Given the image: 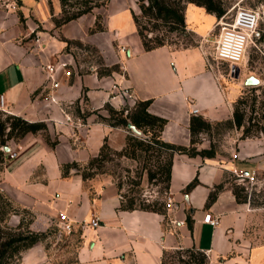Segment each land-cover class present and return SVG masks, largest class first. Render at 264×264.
<instances>
[{"label": "crops", "instance_id": "0c3cea01", "mask_svg": "<svg viewBox=\"0 0 264 264\" xmlns=\"http://www.w3.org/2000/svg\"><path fill=\"white\" fill-rule=\"evenodd\" d=\"M20 1L19 7L6 1L0 4V94L7 113L44 121L48 132L58 135V142L50 146L39 133L22 136L16 143L21 147L18 155L4 167L0 190L33 210L42 227L56 208L63 210L72 221L71 230L80 232L75 254L80 264H160L164 250L178 247L204 252L208 264H264V242L249 234L253 229L264 235L260 208L237 201L226 181L232 169L244 178L257 176L264 181V137L240 139L230 157L175 153L165 215L118 209L121 196L109 176L100 174L87 181L78 174L65 180L60 176L61 164L84 163L98 153L104 139L114 150L125 143L126 131L95 118V113L81 123L68 119L69 112L64 109L76 100L81 112L86 108L101 113L106 103L120 107L150 99L148 111L166 119L161 138L188 146L190 117L199 115L210 123L230 119L248 76L239 70L235 76L231 70V78H227L211 64L201 45L144 50L130 10L118 2L113 8L115 0L104 18L105 29L91 36L92 13L55 28L53 18L61 11L59 0ZM192 12L202 14L204 20L210 17L205 18L200 6L186 8L185 22L203 34L209 23L198 28L187 18ZM31 32L37 42L32 45L22 40ZM56 35L94 43L106 54L107 63H118L122 70L99 76L90 67L82 73L75 70L69 78L64 65L73 66L72 56L62 52L65 41ZM47 66L54 70L48 71ZM118 89L127 92L118 94ZM193 108L197 109L194 113ZM193 179L196 184L184 192ZM220 183L214 201L206 205L210 191ZM207 212L218 218L216 226L203 221ZM187 214L192 219L190 227L185 222ZM92 216L99 218L97 227L81 225ZM17 222V216L8 219L9 224ZM43 253L36 243L22 253L20 264H38Z\"/></svg>", "mask_w": 264, "mask_h": 264}, {"label": "trees", "instance_id": "16d2710c", "mask_svg": "<svg viewBox=\"0 0 264 264\" xmlns=\"http://www.w3.org/2000/svg\"><path fill=\"white\" fill-rule=\"evenodd\" d=\"M107 0H59L61 11L57 17L53 18L55 28L77 19L78 17L91 13L94 8L106 3ZM187 1L196 6H202L206 12L220 17L223 9L214 0H137L139 13H131L132 20L136 27L137 34L140 38L144 50L148 51L156 47L166 45L164 38L161 36H147L145 31L153 32V27L158 28V24L167 25L168 31L184 30V2ZM18 5L21 4L17 0ZM21 18V14L19 13ZM141 19H146L147 23H151L150 27L142 24ZM104 24L101 16L97 15L93 26L89 28V33L103 31ZM264 43V34L259 39ZM119 66H113L105 71H98L99 76L109 75L113 71H118ZM86 100V97L83 98ZM150 99L137 100L134 106L127 108L125 106L114 108L106 103L103 107L107 111V115H102L97 111L81 112L78 107V100L75 104V116L84 121L86 116L95 113L97 119L104 121L112 127H121L128 131L125 136V143L120 150L111 149L106 139H104L98 153L91 156L84 170L80 171L82 179L93 177L96 171L100 169L103 162L110 159V156L126 157L130 159L143 158L149 167L144 166L148 180L156 179L163 184L164 191L167 192L170 180V170L172 165V157L175 153L187 154L189 156L201 155L202 157H213L214 150L212 147L196 149L194 146L197 142L196 136L200 133L208 132L212 128V123L203 119L199 115H192L189 120L190 144L188 146L180 145L165 141L161 138V131L166 123V119L148 111ZM255 100L250 107V113L246 109V99L241 96L234 101L232 114L230 119L216 122L217 124L225 123L229 128L241 129L242 137L255 136L264 133V106L260 107L259 117L252 115ZM264 103V100H262ZM5 118L0 121V146H5L8 139L18 140L26 133L43 132L44 139L50 146H54L56 141H49L47 126L44 121H28L19 115L9 114L4 111ZM131 124L140 131V134L132 132L127 126ZM2 161V159H0ZM76 169L79 172L78 164L75 161L63 163L61 165V176L68 175L70 169ZM197 180L193 179L189 182L184 192H187L196 184ZM222 183L216 185L208 195L207 204L213 202L217 192L222 188ZM119 188V185H117ZM243 187H232L233 194L237 201L248 202L264 206V197L262 201H254L246 198L243 193ZM121 200L118 209L121 210H147L160 214H166V206L158 201H139L133 196H125L120 194ZM23 211L29 213L28 209ZM19 214L11 199L4 193L0 192V264H13L19 262L24 251L32 247L34 244L42 241L48 232L35 231L30 228L32 216L25 219L20 215L16 225L6 223L9 215ZM191 216L186 215L185 222L188 227L191 226ZM66 264H80L75 259ZM160 264H207V256L204 252L194 247H178L172 250H164L161 254Z\"/></svg>", "mask_w": 264, "mask_h": 264}, {"label": "rangeland", "instance_id": "374dc122", "mask_svg": "<svg viewBox=\"0 0 264 264\" xmlns=\"http://www.w3.org/2000/svg\"><path fill=\"white\" fill-rule=\"evenodd\" d=\"M10 3L11 6L19 7L17 0H0V4L3 2ZM216 3L220 5L223 9V14L225 17L223 20H227V17L231 15L237 8H252L257 9L263 14V18L260 22V27L262 33L264 34V0H214ZM21 2V1H20ZM118 2L120 5H126L130 10V13H139V7L137 0H115L112 3V0H107L105 4L96 7L91 12L95 18L97 15L101 16V21H104V18L108 16V13L111 9L110 5L112 3V7L114 8L115 3ZM117 4V3H116ZM114 5V6H113ZM194 4L189 3L187 1L184 2V14L186 8L188 6H192ZM196 6V5H195ZM202 7V6H200ZM204 12L205 18L210 17L204 20L202 18V14L197 12H192L190 16L189 13L187 14L188 20L196 25L198 28L203 27L209 23V26L206 28L205 32L199 34L196 29H194L193 25L187 24L185 22V29L184 30H176V31H168L167 25L158 24V28L153 27V32L145 31L147 36H161L164 38L166 45H170L175 48L187 47V46H194V45H201L204 51H206L209 60L213 66H215L218 70H220L227 78H231V70L229 64L219 61L215 58L214 55V46L215 40L219 33L220 25L218 24L219 18L216 17L212 13L206 12L205 8L202 7ZM210 15V16H209ZM132 17V16H131ZM185 19V18H184ZM207 21V22H206ZM142 24H146L147 27L151 26V23H147L146 19H141ZM40 29V28H39ZM52 32V31H50ZM88 34L94 35L93 33ZM57 38H61L65 41V48H63L62 52L69 53L72 56V65H64L65 68L68 70L69 78L73 75L74 71L76 70L78 73L89 71L90 67H93L96 71H105L106 69L119 66L118 63H107L106 62V54L102 53L94 43L85 42L78 39L69 40L65 39L62 35H56ZM23 41L31 42V45L36 42V34L35 32L29 33L26 38L22 39ZM118 51L120 48H117ZM74 67V68H73ZM240 74L245 76H254L258 79V84L256 85H242L241 92L236 100L243 96L246 99V109H248V114L250 113V107H252V102L255 100L254 109L255 111L252 112V115L259 117L260 114V107L264 103V43L260 41H256L255 43H251L248 45L245 56L241 63L236 66ZM122 70L119 66L118 71ZM235 73V69H233ZM233 77V76H232ZM234 78V77H233ZM235 100V101H236ZM135 100L132 104H124L120 107H127L131 108L134 106ZM234 104V103H233ZM113 107V106H112ZM114 107V108H120ZM64 110L69 112L68 119L76 122H82V120L75 119V104L72 103L70 107L65 108ZM84 111H87L84 108ZM102 115H107V111L104 109L101 111ZM5 113L0 112V121L5 118ZM96 118V116H95ZM231 118V117H230ZM70 120V121H71ZM121 128V127H120ZM124 129V128H122ZM126 131V134L128 131ZM48 132V130H47ZM44 138L43 132H40ZM49 141H56L58 142V135L56 133L48 132ZM256 137H264V133H260L257 135L249 136V137H242L241 129H236L234 127L229 128L227 124L221 123L217 124L216 122L212 123V128L208 132L200 133L196 136L197 142L195 143L196 149H203L212 147L215 154H219L224 157H230L233 155L234 151L236 150V143L240 139H255ZM14 139H8L5 141V146H0V177L2 176L4 167L6 163L16 157L21 149L16 143L19 141ZM45 140V139H44ZM46 141V140H45ZM15 143V145H14ZM205 145V147L203 146ZM11 146L13 147L12 149ZM7 147H10L7 149ZM15 153L13 157L10 155ZM90 158V157H89ZM88 158V159H89ZM110 159H107L103 162V165L100 169L96 171H101L96 173L93 177L103 174L105 176H109L112 178L114 183L119 185V193L125 196H133L136 198V202L139 201H158L159 203H164L166 208L169 204V199L167 192L163 189V184L156 181V179L148 180L147 175L145 172L144 166L149 167L148 164L145 163L142 157L134 160L126 157H116L110 156ZM88 159L84 163H78L79 172L76 169H70L67 176H60L62 180L70 178L71 175L78 174L81 176L80 171L84 170L85 165L87 164ZM62 165V164H61ZM61 168V166H60ZM91 177V178H93ZM82 178V177H81ZM91 178L83 179L87 181ZM226 181L228 185L232 187H243V193H246V198L254 201H262L264 197V181L260 177H254L252 179L241 178L238 177L235 173H231V176H228ZM87 183V182H86ZM87 185V184H86ZM0 192L6 194L4 191L0 190ZM59 193V190H58ZM61 194V193H60ZM7 195V194H6ZM8 196V195H7ZM9 197V196H8ZM10 198V197H9ZM13 202L15 208L19 212L21 216H23L26 220L32 216L31 224H34V228H31L35 231H44L48 232L47 236L40 242H38L40 248L42 249L43 255L42 259L38 264H66L75 259L76 249L80 243V232L78 229L71 230L69 233H66L62 230V218L60 217V211L63 210L56 208L55 212L52 216H47L51 219L48 221V224L42 227V220H36V214L33 210L21 206L12 198H10ZM254 200V201H253ZM57 202H59V198H57ZM249 204V203H248ZM250 208H260V216L263 218L264 223V206L256 205V204H249ZM23 208L28 209L29 213L23 211ZM17 216L18 221L20 215L18 214H11L10 216ZM46 215V214H45ZM47 218V219H48ZM8 219L6 221L8 223ZM44 222V221H43ZM18 223V222H17ZM16 223V224H17ZM14 224V225H16ZM12 225V224H9ZM13 225V226H14ZM264 227V224L262 225ZM249 234L252 238L260 239L264 242V235H262V231L256 232V230H249ZM257 235V236H256ZM260 242V241H257ZM13 264H20V261ZM208 264V258H207Z\"/></svg>", "mask_w": 264, "mask_h": 264}, {"label": "built area", "instance_id": "2783aa9c", "mask_svg": "<svg viewBox=\"0 0 264 264\" xmlns=\"http://www.w3.org/2000/svg\"><path fill=\"white\" fill-rule=\"evenodd\" d=\"M262 16L263 14L257 9L243 7L237 8L227 17V20H223L225 14L221 15L218 22L220 29L214 46L215 58L231 66H238L245 56L248 45L259 41L261 37L260 22ZM47 69L50 72L54 70L52 66H47ZM115 87L116 84H113L112 88ZM126 92V89H118L117 93L124 95ZM196 110L193 108L192 112L194 113ZM0 111L6 112L5 99L2 94H0ZM14 155L15 153L10 156L13 157ZM232 172L238 177L244 178L243 174L236 169H232ZM249 179H252V177ZM59 215L62 218V230L69 233L72 229V221L62 211ZM203 221L212 226L218 224V218L212 216L209 212L204 214ZM81 225L95 228L99 225V218L92 216L89 221L82 220Z\"/></svg>", "mask_w": 264, "mask_h": 264}, {"label": "water", "instance_id": "95a60500", "mask_svg": "<svg viewBox=\"0 0 264 264\" xmlns=\"http://www.w3.org/2000/svg\"><path fill=\"white\" fill-rule=\"evenodd\" d=\"M235 68V76L238 75V67H232V70ZM244 84L245 85H256L258 84V79L255 78L254 76L250 75L248 76L245 80H244ZM132 132L136 133V134H140V131L138 129H136L134 126H132L131 124H128L127 126Z\"/></svg>", "mask_w": 264, "mask_h": 264}]
</instances>
